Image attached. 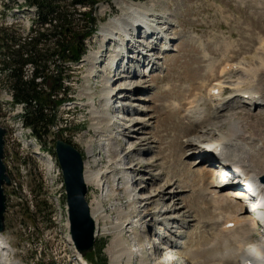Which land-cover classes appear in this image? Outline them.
Masks as SVG:
<instances>
[{
  "label": "rangeland",
  "instance_id": "1",
  "mask_svg": "<svg viewBox=\"0 0 264 264\" xmlns=\"http://www.w3.org/2000/svg\"><path fill=\"white\" fill-rule=\"evenodd\" d=\"M24 1L0 0V123L8 130L5 138L6 162L19 184L15 195L8 193L6 230L3 234L12 247L8 258L20 264H50L67 262L71 254L70 264H81L76 255L72 258L68 248L63 176L54 155L55 141L61 136L82 153L86 167L96 174V182L89 184L88 199L92 209L97 205L101 208L100 213H93L95 219H99L100 214L105 218L100 222L101 226L107 223L112 228L111 224L134 223L143 243L146 230H156L159 233L157 239L160 238L158 244L162 238L168 239L172 245L165 251L147 254L152 264H171L179 252L189 247V254L196 256L192 260L194 264H207L213 255L200 252L196 245L199 243L202 246L199 240L203 234L213 238L219 229L215 230L216 227L212 226L215 220L208 218L207 213L199 212L211 209L212 205L201 198V188H192L190 178L199 170L207 171V164L199 156H191L190 152L196 147L189 145L187 139L202 136L211 124L219 122L217 133L213 132L208 137V144L213 145L220 134H229L230 124L227 121L235 114L239 117L251 114L252 118L243 121L241 129L264 139V106L258 110L250 109L241 102L243 98L236 97L231 101L233 107H225L219 119L203 122L199 126L193 124L187 110L189 103L198 99L207 115H211L215 107L208 102V88L222 80L221 72L226 64L247 63L259 67L260 62L254 54L255 49L264 45V0H126L145 5L150 13L163 17L158 26L172 42L170 51L164 52L166 41L149 39L146 30H141L138 50L128 52L134 62L126 67L131 65L133 72L129 71L131 74L120 81H117L120 71H115L116 68L114 71L107 70L109 58L116 55L112 43L107 42L102 48L99 37L101 28L110 19L121 15L122 11L116 5L120 0H94L100 2L93 13L98 26L97 32L86 40L87 55L103 58L100 65L93 67L84 62V57L58 82V87L63 84L66 88V103L58 108L60 123L53 128L44 144L31 140L21 127L18 109L12 102L15 90L11 87L9 75L1 69L3 36L7 34L24 39L38 27L34 13L28 9L23 10L19 18L11 16L23 8ZM81 11L88 13L90 9L81 8ZM154 55L157 60L151 66L147 63L153 60ZM148 69H152L151 74ZM25 71L28 73L25 77L29 79L30 70ZM52 72L47 73L46 96L56 83ZM107 80L122 95L118 100H112L114 107L111 111L103 100ZM126 87L129 90L123 91ZM231 94L227 90L225 97ZM91 103L101 113L107 111L104 114L113 120L95 118ZM66 126L67 131L60 133ZM130 132L134 134L128 137ZM137 147H144L142 154L136 158L140 161H131L129 155L135 153ZM89 148H92L93 155L89 154ZM182 163L191 164V169L186 171ZM173 173L179 174V177L170 186L165 175ZM153 177L155 181H152ZM126 179L130 183L127 184ZM179 185L184 188L179 189ZM127 189L134 191L137 212L131 208ZM204 191L207 198L206 188ZM160 194L171 196V199L161 202L162 210L171 209L175 204L178 210L166 215L167 223L155 224L151 221V216L157 211L153 202L161 198ZM53 197L62 202V213L52 204L56 200ZM230 211L234 212V209ZM133 225L124 233L130 248H135L139 239ZM251 231L252 239L259 240L260 230L253 227ZM240 233L239 236L243 231ZM112 237L110 234L96 239V249L84 259L89 260V264H112L107 252ZM201 249H206V246ZM134 259L131 264H136ZM140 263L141 260L137 262Z\"/></svg>",
  "mask_w": 264,
  "mask_h": 264
},
{
  "label": "bare ground",
  "instance_id": "2",
  "mask_svg": "<svg viewBox=\"0 0 264 264\" xmlns=\"http://www.w3.org/2000/svg\"><path fill=\"white\" fill-rule=\"evenodd\" d=\"M116 5L119 7L118 9L122 11L121 15L110 19L109 22L101 28L99 33V37L102 41V48L106 46L107 42L114 43L113 48L116 55L109 58V66L107 70H114L115 68L118 69L121 65H119V62L122 57L126 56L128 52L132 51V49L138 50V47L140 46L138 39L140 38L141 30H146V36L149 37V39L155 38L158 41L162 39L166 41L165 43L167 45L165 46L164 52L170 51V44L172 40L168 38L166 32L158 26V24L163 21V17L150 13V10H147L145 5L137 2L120 0V2ZM136 33L137 36H135ZM139 53L142 55L141 50H139ZM155 57V55L152 57L153 60L149 62L150 65H154L156 62L157 59ZM101 58H103V56L91 54L90 56H85L86 60H84V62L89 63L94 67L96 65H100ZM131 58L132 57L129 58L130 61L128 60L125 66H128V64L133 62L131 61ZM207 58L208 57L206 56L205 59ZM254 58L259 60V67L251 66L247 63V65L245 63L226 64L223 67V71L221 72L222 80L212 83L208 88V102L215 107L211 115H207V111L201 106V102L198 101V99L189 103L190 107L187 110V113L194 125L199 126L203 124V122L219 119L220 114L223 113L225 107H233L231 101L236 97L243 98V105L249 107L250 109L258 110V108L264 106V45L255 49ZM227 69L229 71H227ZM151 73L152 72L149 74ZM129 74H131L129 71L121 73L117 81H120L121 78L123 79L125 75ZM144 75L145 73L143 76ZM233 76H236V78L234 79ZM110 84V80H107L103 91V99L106 100V108L109 110L112 107V100L122 97L121 93L116 89H113V86ZM126 90L127 87L123 89V91ZM227 90L232 92L229 97H225ZM91 105L93 108L92 114L95 118L113 120L108 114H104L107 111H103V113H101L97 110L94 103H91ZM247 115H241L239 117L235 114L228 118L227 122L230 124L229 134H220L219 139L213 145L208 144V137H210L213 132L218 131L217 128L220 124L219 122H216L214 125L211 124V128L207 130V132L203 133L202 136H194L187 139L189 145L196 147L194 151L190 152L191 156H199L200 160L205 161L207 164L217 162L225 167L235 165L238 169L240 168L247 174H251L257 180H261V178L264 177V139L263 137L262 139L256 137L255 133L254 135L249 131L247 132L241 129L240 126L243 124L242 122L252 118L251 114ZM133 134L134 133L130 132L128 137ZM113 145L115 146L116 144ZM187 148L189 149L190 147ZM142 151H144V147H137L135 153L129 155V159L131 161H140L136 158L138 154H142ZM88 152L93 155L92 148H89ZM117 152L118 149L115 150V154H117ZM182 166L186 171L191 169L189 168L191 164L182 163ZM165 176L167 177L165 179L167 180V184L171 186V183L179 177V174L176 175L173 173ZM207 177H209V181H206ZM218 177L217 172L199 170L198 173H195L194 176L190 178V181L192 180L193 182L192 188H201V198H203V201H207L209 205H212L211 209L206 211L199 210V212L204 215L207 213L206 215L208 218L215 220V223L213 222L212 226L216 227V231L217 227L219 229L217 233L213 235V238L203 234V236H201L202 238L199 240L200 243H202V246H199V243L197 242V245L195 244L197 249L205 254L213 255L212 260H210L207 264H264V236L261 235L259 240L254 241L252 239L251 231L254 227L253 223L255 220L257 223L261 224V229H264V183L261 185V187H263L262 202L258 204L261 215L260 218L257 219L254 217L250 208L246 207L244 202L237 197L240 194L233 193L232 191H229V189L222 186L221 181H217ZM155 180V177H153L152 181ZM85 182L88 187H90L89 184L91 185L96 182V174H94L88 167L85 169ZM125 182L127 184L130 183L128 179H126ZM178 188L183 189L184 186L179 185ZM204 188H206V193H208L207 198L205 197L206 194ZM118 191L119 190H117V192ZM133 193L134 191L127 189V194L129 195L131 202V208L137 212L138 209L134 203ZM170 194H172V192ZM198 194L199 192H197V195ZM159 196H161V198L157 202H153L157 211L154 216H151V221L155 224L165 223L166 215L169 213H175V211L178 210L176 204L171 209L162 210L161 202L171 199V196H166L164 194H160ZM195 205H197V203H195ZM231 209H234V212H231ZM90 211L91 215H93V213L95 215V212L100 213L101 208L97 205L96 208L92 209L90 206ZM94 215L92 216L93 220L95 219ZM103 219L105 218H103L100 214V218H96L94 220L96 227L95 238L98 239L104 235H113L107 250L108 254L112 258V264H123V261H126L125 264H131L135 258L134 249L136 250L137 248H142L146 250L137 227H134L133 225L134 223L127 225H124L123 223H116L115 225L111 224L112 228H109L107 223L106 225L101 226L100 222L103 221ZM131 225H133L134 233L139 238L138 245L135 248H130L124 237V233L130 229ZM149 231H152L153 233L151 234ZM173 231L174 228L171 232ZM242 231L243 234L239 236V233H242ZM145 233L151 235V239H157L158 232L156 233V231L150 229L148 231L146 230ZM151 239L148 240L149 243L147 244L149 245V248L155 247V242ZM163 241V251H165L166 248L171 247L172 243L168 241V239H163ZM70 243H72L71 239ZM205 246L206 249H201ZM11 250L12 247L9 241L3 234H0V264H20L8 258L10 256L8 253ZM73 250L75 251V257L81 258L76 249L73 248ZM157 251L158 249L154 248L151 253H143L140 257V264H152L149 259H147L146 255L156 254ZM189 252L190 247L185 249L183 252H179L177 257L172 260L171 264H194L192 260H194L193 257L196 256L189 254ZM200 256L202 257L203 255L200 254ZM177 259L181 260L178 261Z\"/></svg>",
  "mask_w": 264,
  "mask_h": 264
},
{
  "label": "trees",
  "instance_id": "3",
  "mask_svg": "<svg viewBox=\"0 0 264 264\" xmlns=\"http://www.w3.org/2000/svg\"><path fill=\"white\" fill-rule=\"evenodd\" d=\"M28 6L37 8V31L34 37L22 39L13 36L8 45L3 37L1 69L9 71L11 87L15 90V104L27 106L25 125L32 128L34 136L44 143L52 134L57 123L56 109L63 101V87L50 96L45 95L46 73L53 62L59 72V78L65 75L59 61L78 63L86 53L85 40L95 33L97 20L93 17L94 0H26ZM88 7L90 12L81 8ZM86 39L80 41L81 35ZM34 68L32 77L27 79L26 68ZM42 79V82H37ZM57 83L53 85V90ZM54 97V98H53Z\"/></svg>",
  "mask_w": 264,
  "mask_h": 264
},
{
  "label": "water",
  "instance_id": "4",
  "mask_svg": "<svg viewBox=\"0 0 264 264\" xmlns=\"http://www.w3.org/2000/svg\"><path fill=\"white\" fill-rule=\"evenodd\" d=\"M6 133L0 126V233L6 229L5 186H11V178L4 163ZM56 156L64 176L72 239L77 251L86 256L95 248V223L87 198L89 191L85 182V163L81 152L60 137L56 142Z\"/></svg>",
  "mask_w": 264,
  "mask_h": 264
}]
</instances>
